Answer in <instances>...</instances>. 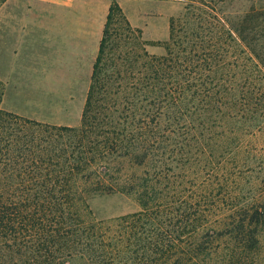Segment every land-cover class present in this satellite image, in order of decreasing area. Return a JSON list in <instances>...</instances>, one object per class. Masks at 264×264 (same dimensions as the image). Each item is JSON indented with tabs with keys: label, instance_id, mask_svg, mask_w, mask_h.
Listing matches in <instances>:
<instances>
[{
	"label": "trees",
	"instance_id": "16d2710c",
	"mask_svg": "<svg viewBox=\"0 0 264 264\" xmlns=\"http://www.w3.org/2000/svg\"><path fill=\"white\" fill-rule=\"evenodd\" d=\"M0 264H264V22L187 0L148 42L112 3L77 127L0 107Z\"/></svg>",
	"mask_w": 264,
	"mask_h": 264
},
{
	"label": "crops",
	"instance_id": "0c3cea01",
	"mask_svg": "<svg viewBox=\"0 0 264 264\" xmlns=\"http://www.w3.org/2000/svg\"><path fill=\"white\" fill-rule=\"evenodd\" d=\"M114 2L130 26L141 31L145 41L157 42L147 36L151 18L158 17L151 10L155 0H6L2 3L1 109L41 123L76 127L106 17ZM170 18L172 15L165 17L167 35Z\"/></svg>",
	"mask_w": 264,
	"mask_h": 264
},
{
	"label": "rangeland",
	"instance_id": "374dc122",
	"mask_svg": "<svg viewBox=\"0 0 264 264\" xmlns=\"http://www.w3.org/2000/svg\"><path fill=\"white\" fill-rule=\"evenodd\" d=\"M151 3L158 17L151 18V26L147 34L150 39H168L166 15H172L173 18L179 16L187 3V0H155ZM211 1L217 9L224 15L229 16L236 30L242 36H251L255 29L264 22V1L263 0H208ZM124 4V3H123ZM125 5V4H124ZM155 9V10H154ZM150 20V17H148ZM167 36V37H166ZM150 54L157 56L164 54L163 46H146ZM66 88H64V91ZM79 120L75 123L79 125ZM53 125V124H51ZM76 126V127H77ZM257 146H261L263 141L258 137ZM92 214L97 220H105L117 216L136 212L139 208L136 202L123 195L102 196L93 198L89 202Z\"/></svg>",
	"mask_w": 264,
	"mask_h": 264
}]
</instances>
